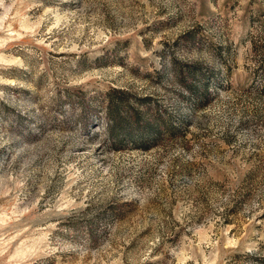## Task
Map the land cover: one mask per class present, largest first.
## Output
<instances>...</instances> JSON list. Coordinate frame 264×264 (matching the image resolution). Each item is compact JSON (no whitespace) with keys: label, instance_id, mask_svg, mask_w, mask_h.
Instances as JSON below:
<instances>
[{"label":"rangeland","instance_id":"1","mask_svg":"<svg viewBox=\"0 0 264 264\" xmlns=\"http://www.w3.org/2000/svg\"><path fill=\"white\" fill-rule=\"evenodd\" d=\"M0 264H264V0H0Z\"/></svg>","mask_w":264,"mask_h":264}]
</instances>
